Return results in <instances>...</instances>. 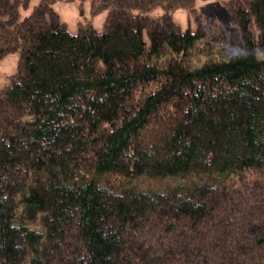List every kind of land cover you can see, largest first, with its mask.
Segmentation results:
<instances>
[{
    "label": "trees",
    "instance_id": "16d2710c",
    "mask_svg": "<svg viewBox=\"0 0 264 264\" xmlns=\"http://www.w3.org/2000/svg\"><path fill=\"white\" fill-rule=\"evenodd\" d=\"M55 1L0 0V264H264V0L238 53L195 0Z\"/></svg>",
    "mask_w": 264,
    "mask_h": 264
},
{
    "label": "rangeland",
    "instance_id": "374dc122",
    "mask_svg": "<svg viewBox=\"0 0 264 264\" xmlns=\"http://www.w3.org/2000/svg\"><path fill=\"white\" fill-rule=\"evenodd\" d=\"M90 6V0H57L53 3L59 18L64 21L66 28L71 32H75L78 25L83 23H91L97 30L102 29L106 10L91 14ZM195 9L200 15L203 27L208 32H212L215 28L224 31L227 40L226 47L229 50L237 53L244 50L240 30L231 21L229 11L223 0H195ZM172 17L183 27L187 22L193 24L195 20L193 14L186 9L173 11ZM17 61L18 52L16 51H11L0 58V87L5 84L7 76L15 71ZM114 181L121 187L148 189V187L154 186L143 174L132 178L115 176Z\"/></svg>",
    "mask_w": 264,
    "mask_h": 264
}]
</instances>
